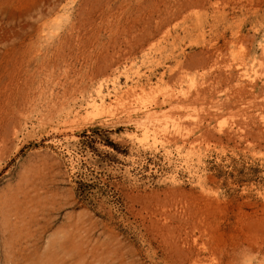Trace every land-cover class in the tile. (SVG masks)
<instances>
[{
  "label": "rangeland",
  "instance_id": "rangeland-1",
  "mask_svg": "<svg viewBox=\"0 0 264 264\" xmlns=\"http://www.w3.org/2000/svg\"><path fill=\"white\" fill-rule=\"evenodd\" d=\"M241 254L264 264V0H0V264Z\"/></svg>",
  "mask_w": 264,
  "mask_h": 264
},
{
  "label": "bare ground",
  "instance_id": "bare-ground-1",
  "mask_svg": "<svg viewBox=\"0 0 264 264\" xmlns=\"http://www.w3.org/2000/svg\"><path fill=\"white\" fill-rule=\"evenodd\" d=\"M59 55H60V53H59ZM51 57V56H50ZM56 57H57V55H56ZM59 58V57H58ZM47 59V58H46ZM101 59V58H100ZM53 60H55V59H53ZM64 60V59H63ZM105 60V59H104ZM49 61V60H48ZM57 61V60H56ZM58 62H59V60H58ZM61 62V61H60ZM56 63V62H55ZM65 63V62H64ZM108 63V62H107ZM52 64V63H51ZM57 64H59V63H57ZM48 65V64H47ZM57 66V65H56ZM40 67V66H39ZM45 67H46V64H45ZM48 67V66H47ZM50 67H53V65L52 66H50ZM63 67V66H62ZM65 67H67V66H65ZM42 68H44V67H42ZM68 68V67H67ZM53 69V68H52ZM33 70H34V68H33ZM45 70H46V68H45ZM58 70H60V69H58ZM68 70V69H67ZM54 72H55V70H54ZM53 72V73H54ZM186 73L188 72L187 70L185 71ZM184 72V73H185ZM93 73V72H92ZM185 73V74H186ZM65 74H67L66 72H65ZM183 74V73H182ZM89 75V74H88ZM220 76H221V72H220V74H219ZM25 76V75H24ZM46 76V75H45ZM90 76V75H89ZM92 76V75H91ZM179 76V75H178ZM182 76V75H181ZM47 77V76H46ZM49 77V76H48ZM183 77V76H182ZM184 78V77H183ZM25 79V78H24ZM52 81V80H51ZM91 81V80H90ZM22 82V81H21ZM25 82V81H24ZM24 82H22V83H24ZM62 84V83H61ZM68 85H69V83H68ZM32 86V85H31ZM31 86H28V87H31ZM23 87V86H22ZM32 89H33V87H32ZM41 89V88H40ZM67 89V88H66ZM27 90V89H26ZM37 90V89H36ZM205 92V91H204ZM27 93V92H26ZM66 93V92H65ZM28 94V93H27ZM64 98V97H63ZM172 101H174L175 103H179V102H183L184 104H185V106H187L189 103H190V101H191V94H190V91L188 90L187 92H186V95L183 97V99H180V98H177V97H173V100ZM251 249L249 250V252H251L254 256H256V254H258L259 252H260V248H258V249H254V248H252V247H250ZM248 250V249H247ZM238 253V252H237ZM241 255H243V257H248V258H245V259H243L241 262H240V264H249V262H250V260H251V258L249 257V256H247V255H244V254H241ZM240 258V257H239ZM235 262V261H234ZM239 263V262H238Z\"/></svg>",
  "mask_w": 264,
  "mask_h": 264
},
{
  "label": "trees",
  "instance_id": "trees-1",
  "mask_svg": "<svg viewBox=\"0 0 264 264\" xmlns=\"http://www.w3.org/2000/svg\"><path fill=\"white\" fill-rule=\"evenodd\" d=\"M91 131L94 132V129H91ZM85 133H86V132H84V135H87V134H85ZM91 135H92V137H90V138L92 139V138L94 137V134L92 133ZM106 141H107V140H106ZM107 143H110V142H107Z\"/></svg>",
  "mask_w": 264,
  "mask_h": 264
}]
</instances>
